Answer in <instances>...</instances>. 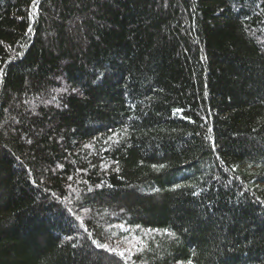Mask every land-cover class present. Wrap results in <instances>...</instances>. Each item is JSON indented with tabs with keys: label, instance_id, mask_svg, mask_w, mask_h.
<instances>
[{
	"label": "trees",
	"instance_id": "16d2710c",
	"mask_svg": "<svg viewBox=\"0 0 264 264\" xmlns=\"http://www.w3.org/2000/svg\"><path fill=\"white\" fill-rule=\"evenodd\" d=\"M0 264H264V0H0Z\"/></svg>",
	"mask_w": 264,
	"mask_h": 264
},
{
	"label": "snow or ice",
	"instance_id": "6c2138e0",
	"mask_svg": "<svg viewBox=\"0 0 264 264\" xmlns=\"http://www.w3.org/2000/svg\"><path fill=\"white\" fill-rule=\"evenodd\" d=\"M73 91L75 92V91H77L76 89H73ZM179 111V110H178ZM119 255H121V256H123V253H119Z\"/></svg>",
	"mask_w": 264,
	"mask_h": 264
}]
</instances>
